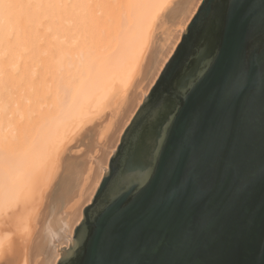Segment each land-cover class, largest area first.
I'll return each mask as SVG.
<instances>
[{
  "label": "bare ground",
  "instance_id": "1",
  "mask_svg": "<svg viewBox=\"0 0 264 264\" xmlns=\"http://www.w3.org/2000/svg\"><path fill=\"white\" fill-rule=\"evenodd\" d=\"M198 3L0 0V77L9 71V78L15 75L18 81L22 71L26 78L20 90L11 87L16 96L11 93L6 99L3 95L12 91L0 90V264L57 263L60 247L71 243L109 156ZM168 9L173 40L158 58L149 49L158 19ZM38 107L42 115L36 124L32 113ZM24 127L30 131L28 138ZM83 132L97 136L99 151L87 156L91 163L80 190L62 205V214L39 223L63 153Z\"/></svg>",
  "mask_w": 264,
  "mask_h": 264
},
{
  "label": "water",
  "instance_id": "2",
  "mask_svg": "<svg viewBox=\"0 0 264 264\" xmlns=\"http://www.w3.org/2000/svg\"><path fill=\"white\" fill-rule=\"evenodd\" d=\"M262 2L251 0L256 6ZM246 27V21H234L218 37L216 46L221 50L212 79L189 98L177 115L156 176L142 201L118 227L106 264H264V87L255 78L260 62H264V28L249 41L245 39ZM213 54L214 49L209 48L201 58ZM253 57H258V62ZM245 58L247 83L239 96L218 106L215 99L209 98L211 89L225 71ZM151 89L122 133L92 201L82 211L70 246L60 251L56 264H90L88 241L93 228L89 219L110 194L106 178L115 168L113 158L122 152V144L127 142L130 128L135 127ZM250 99L253 107L248 118ZM197 110L202 112L199 126L163 190L182 182L184 187L166 206L151 208L152 194L160 190L161 175L181 146L185 129ZM136 226L135 238L129 240L128 232Z\"/></svg>",
  "mask_w": 264,
  "mask_h": 264
},
{
  "label": "snow or ice",
  "instance_id": "3",
  "mask_svg": "<svg viewBox=\"0 0 264 264\" xmlns=\"http://www.w3.org/2000/svg\"><path fill=\"white\" fill-rule=\"evenodd\" d=\"M197 8L183 39L161 70L141 112L137 114L135 127L130 128L127 142L122 144V152L113 158L115 168L106 178L110 194L89 219L93 228L88 241L90 264H106L118 236V227L142 201L156 176L177 115L189 98L211 81L221 50V46H216L218 37L223 36L234 21L247 22L245 39L249 41L258 29L264 28V2L256 6L251 0H199ZM209 48L214 49V54L202 59V54ZM253 61L258 62V57H253ZM255 78L258 85L264 87V62H260ZM247 80L248 60L245 58L225 71L220 82L211 89L209 98L223 107L239 96ZM252 107L250 99L246 111L248 118ZM201 115V110L192 114L183 142L162 173L161 188L152 194L149 207L166 206L182 191L183 182L170 190L163 189L183 148L191 144ZM223 123L226 125L227 121ZM138 228L129 230V240L135 238Z\"/></svg>",
  "mask_w": 264,
  "mask_h": 264
},
{
  "label": "rangeland",
  "instance_id": "4",
  "mask_svg": "<svg viewBox=\"0 0 264 264\" xmlns=\"http://www.w3.org/2000/svg\"><path fill=\"white\" fill-rule=\"evenodd\" d=\"M169 9H171V8H169ZM169 9L167 11H165V13L162 14L160 19H158V26H156V29L154 31L153 44L151 43L152 46H151V49H149V52H151L153 54V56H155V55L157 56L158 55V58H160L162 56L160 53L163 52V50H165L166 45L170 44L172 42V40H173L172 39V36H173V33H172L173 29L172 28L173 27H172V24H171V19H167L166 18V15L169 14V11H170ZM163 26H164V28H162ZM170 29H171V31H170ZM162 34L166 35V36H163ZM160 35H162V38H160ZM178 43H179V41H178ZM177 44H176V46H177ZM176 46H175V48H176ZM15 72H18V71H14V74H15ZM19 72L20 73H18L19 74L18 75L19 76L18 81L16 80L17 77L15 75H12L11 76L12 79H10L9 78L10 77L9 74H11V73L9 71L5 72L6 74L4 76H2V78L0 77V80H1L0 81V83H1L0 84L1 85L0 86V90L3 91L5 89H7V90H5V92L8 91V90L10 92V91L13 90L11 87H14L15 85H16V89L19 87V90H20L22 88L23 83H24L23 80H22V77L24 78V81H26V78L23 75L22 71H19ZM13 77H16V78L14 79ZM19 79H20V82L22 80V82H21L22 84L19 82ZM9 80L10 81L12 80V82H10ZM14 80H16L17 82L15 83ZM5 83H6V85H4ZM17 83H18V85H17ZM19 83L21 84V86H19ZM3 86L4 87L6 86V88H4ZM16 91H18V89ZM11 93H12V96H16L18 94V92L15 93L14 91H12L10 93H8V92L5 93L3 95V97L4 98L6 97V99H8L11 96V95H8V94H11ZM47 100H49V98H47ZM41 113L42 112H41L39 107H38L37 111L35 110V112L32 113V117L34 116L32 118L34 120V123H36L38 120H40V118H41L40 114ZM1 120L3 122L8 121L7 117H3V118H1ZM9 121L14 122V119L10 118ZM107 122L108 121H105L104 124H107ZM32 124L33 123L30 122L29 126H32ZM24 130L27 133H25L23 136L26 137V135H27V138H28V133H30V131L28 130V128L26 129L25 127H24L23 131ZM87 133L83 132V133H81L78 136V138L75 137L74 141H72V144L70 146H68V148L63 153V158L64 159L62 160L63 162L61 163V167L58 170V173L55 176L54 180L52 181L53 185H51V187H49V191L47 190V192H46L47 193L46 210H45V213H44V217L42 216V218H41L42 221H40L39 223L45 224L46 222H48V219H49V222H51V219H52L53 216H55L56 214H59V213L62 214V212H63V206L62 205L63 204L67 205L68 199H70L72 196H74V194H76L80 190L79 187H81L80 186L81 182L83 181V178L85 177V175L87 173L88 163H91V162H89V158L87 156L91 155V156L95 157L97 151H99L98 147H95L96 144H98V142L95 140L96 139L95 137H97V136H94L92 134L87 136ZM120 138H119V141H120ZM24 141L26 142L27 139L24 138L23 142H20V143L23 144V143H25ZM74 146H75V148H74ZM91 146L95 147L96 151H95V149L91 150L90 149V148H92ZM114 151H113V153H114ZM87 153H89V154H87ZM112 154L109 156L108 162H109ZM83 159H84V161H82ZM107 167H108V163H107ZM106 170H107V168H106ZM106 170H105V172H106ZM105 172L103 173V175L105 174ZM64 197H65V199H63ZM92 199H93V196L91 198V201H92ZM74 201H75V199H74ZM89 204H86V206H88ZM84 206H83V209H84ZM45 219H46V222H45ZM1 233H2V231H1ZM65 246L67 248V246H70V243L66 244ZM60 248L63 249L64 247L61 246Z\"/></svg>",
  "mask_w": 264,
  "mask_h": 264
}]
</instances>
